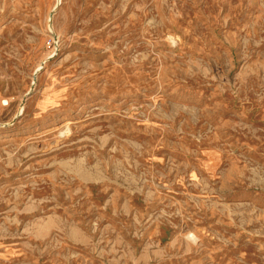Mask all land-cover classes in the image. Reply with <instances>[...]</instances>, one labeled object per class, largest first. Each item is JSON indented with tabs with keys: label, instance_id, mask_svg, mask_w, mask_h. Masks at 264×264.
I'll return each instance as SVG.
<instances>
[{
	"label": "rangeland",
	"instance_id": "374dc122",
	"mask_svg": "<svg viewBox=\"0 0 264 264\" xmlns=\"http://www.w3.org/2000/svg\"><path fill=\"white\" fill-rule=\"evenodd\" d=\"M0 264H264V0H0Z\"/></svg>",
	"mask_w": 264,
	"mask_h": 264
}]
</instances>
